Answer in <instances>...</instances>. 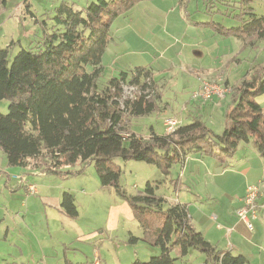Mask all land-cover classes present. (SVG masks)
<instances>
[{"label":"rangeland","instance_id":"obj_1","mask_svg":"<svg viewBox=\"0 0 264 264\" xmlns=\"http://www.w3.org/2000/svg\"><path fill=\"white\" fill-rule=\"evenodd\" d=\"M6 1L7 9L0 5L4 9L0 13V51L8 50L12 63L22 49L42 45L44 34H51L57 29L54 17L60 5L66 3L76 10H83L97 0ZM248 7L254 9L258 17L264 16V0H144L120 14L111 27V41L103 58L105 70L101 82L136 68H150L156 76L160 73L165 75L156 87L157 110L144 117H129L125 126L130 132L139 137H148L153 130L160 136L168 135L164 125L170 118L178 119L182 126L199 118L211 130L226 128V115L233 106L236 88L242 79H251L257 70L264 67V39L256 36L239 39L223 33L250 20L249 10H246ZM22 12L26 15V24ZM239 14H243L242 19L235 18ZM197 52L202 55L196 56ZM203 82L223 85L229 90L225 97L194 102L192 95L200 91ZM126 89L124 99L131 97ZM202 102L208 104H203L204 109L199 110ZM9 104L8 100L0 102L2 114H8ZM246 148L251 153L255 151L254 161L250 156L251 163L256 167L254 180L245 182L240 177L232 176L233 180L224 186V199L212 197L208 189L200 188L204 181L220 179L216 177V171L214 176H204L205 170L200 169L199 165L185 169L181 164H176L166 177L157 166L145 162L115 158L114 164L122 172L118 183L122 192L128 196L144 195L148 184H152L155 195L165 200L163 210L178 204L175 203L178 195L172 180L182 181L191 190H200L202 202L193 211L195 216L200 218L204 213L215 216L211 218L214 230L220 229L217 233L227 237L222 241V246H229L228 250H232L234 255L245 256L246 264H264V246L260 245V248L243 243L244 237L255 234L264 241V160L253 145ZM240 151L228 161L243 157ZM7 167L8 164L4 165L0 160L1 170ZM82 169L83 172L78 173ZM67 170L70 172L68 177L59 181L72 188L70 192L79 213L78 219L73 221L83 225L85 238L93 239L85 240L83 237V244L76 243L74 230L66 229L60 222L52 223L48 230L45 227L44 206L39 197L30 195L23 184L20 185L26 189L21 188L16 192L7 189L4 186L5 173H0V264H12L11 261H4V255L9 254L15 244L18 250H23L21 259H24V264H37L41 251L38 239L43 237L39 244L46 242L58 248L60 240L66 238L73 244L69 256L75 258L83 252V264H94L98 259L101 264H134L137 261L148 262L151 257L161 254L160 248L142 240L143 229L133 209L114 186L101 185L93 163L86 166L78 163L67 167ZM14 176L11 175L12 188L18 184ZM25 177L27 184L36 186L40 182L52 186L54 182L51 181H55L33 173ZM250 185L259 186L261 191L258 199L261 210L252 220L254 230H249L237 216L243 205L236 211L234 207V201L240 200ZM180 200L185 204L183 198ZM152 210L156 212L158 208ZM158 217L159 214H153L151 220L158 222ZM232 229L234 232L230 234L229 230ZM7 232L12 244L5 241ZM131 237L139 240L130 242ZM232 246L234 249H231ZM15 253H18L17 250ZM59 254L58 258L64 256V253ZM44 256L45 253H42L41 257ZM172 257L175 260L172 264H206L207 260L206 255L196 249H191L185 257L176 249ZM48 262H51L50 257Z\"/></svg>","mask_w":264,"mask_h":264},{"label":"trees","instance_id":"obj_2","mask_svg":"<svg viewBox=\"0 0 264 264\" xmlns=\"http://www.w3.org/2000/svg\"><path fill=\"white\" fill-rule=\"evenodd\" d=\"M141 1L97 0L83 10L64 3L56 9L57 29L44 34L42 45L22 49L12 63L8 50L0 51V102L10 103L8 114L0 111V149L10 166L31 167L43 174L68 175L64 168L93 163L101 185L114 186L126 198L143 229L142 240L161 249L159 256L134 264H172L176 249L183 257L196 249L206 255V264H246L245 256L213 247L192 224L187 206L178 203L163 210L165 200L155 195L152 184L144 195L122 192L118 184L122 172L114 159L155 165L166 177L192 153L216 158L226 169L228 158L241 145H253L264 160V107L257 102L264 95V67L236 88L221 134L195 118L173 135L152 131L148 137L137 136L125 123L129 117L157 110L154 72L136 68L106 82L101 78L113 23ZM246 10L250 20L223 33L264 39V16L258 17L251 7ZM125 87H136L138 92L124 99ZM61 206L70 217L78 216L72 194L64 193ZM153 214H159L158 222L151 220ZM138 240L131 237L130 242Z\"/></svg>","mask_w":264,"mask_h":264},{"label":"crops","instance_id":"obj_3","mask_svg":"<svg viewBox=\"0 0 264 264\" xmlns=\"http://www.w3.org/2000/svg\"><path fill=\"white\" fill-rule=\"evenodd\" d=\"M2 1H5V3L2 4ZM0 5H3L5 7V9H7V1L6 0H0ZM29 13V10H27ZM4 10L0 9V13H3ZM22 16H23V20H25V24L27 22V18L25 17V13L22 12ZM33 19V16H31ZM20 18V17H19ZM263 40V39H262ZM106 53V52H105ZM199 57L202 55L200 52L196 53V56ZM105 56V54H104ZM103 56V58H104ZM160 75V76H158ZM156 76V74L154 73V77L155 80L157 81V85L159 86L161 83V78L164 77V74H158ZM161 79V80H160ZM257 102L263 107L264 106V95L259 96L257 98ZM206 105L208 103H201V108L199 110L204 109V106L202 105ZM154 131V130H153ZM215 133L217 134H221L224 129H220V130H213ZM155 132V131H154ZM247 146V145H246ZM245 145H241L240 150H242V152L240 151V153H243V157H235L236 159H231V161L229 162L230 165L228 168L223 169L221 167V163L218 159L216 158H212V157H203L199 154L196 153H192L186 161H184L183 163H181L182 167L185 169L186 168H191V166L193 165H199L200 169H204L205 173L204 176L206 175H212L214 176V171L217 172L216 177L219 178V181H204L202 183V186L200 188L205 187L206 189H208V191H210V196L212 197H221L223 198L225 196L224 190H225V184L229 183L233 180L232 176H236V178L240 177L242 178L245 182H250L253 181L254 176L256 174V167L251 163V158L250 156L253 158V161L255 159V151L253 150V152L251 153L249 150L250 149H244L246 147ZM249 146V145H248ZM257 154V153H256ZM0 160L2 161V163L4 165L8 164V167L5 168V170H1L0 168V173H5L4 179H5V184L4 186L8 189H11V191H18L21 188L26 189L24 186L20 185L18 178L19 177H25V175L33 173L35 176L38 175L40 176H46V178H53L51 180H55V181H51L54 182V184H52V186H50L49 184L40 182L39 185L37 184V193L35 194V196L39 197V200H41L43 206H44V210H45V217H46V225L45 227L48 228V230L51 229V224L56 223V222H60L63 227H65L66 229L69 230H74V235L76 237V243H82L83 244V237L85 240L88 239H93V237L91 238H85V233L83 231V225L82 224H77L75 223V221L78 219L79 217V213L78 216L75 218L70 217L69 215H67L65 213V211L63 210L61 203H62V197L64 195V193H70L72 194L70 191H72V188L70 189L69 187H66L64 184H60L59 180H65V178L68 177V175H54V174H43L40 173L38 171L33 170L31 167H13L9 165L8 159H7V155L3 152L2 149H0ZM10 166V167H9ZM25 169V170H24ZM31 169V170H30ZM33 171V172H31ZM64 171H69L67 170V168H64ZM15 175L14 178L17 179L18 184L15 188H12L10 186V181H11V175ZM212 173V174H211ZM40 177V178H43ZM45 178V177H44ZM223 178H225L224 181ZM27 181V179H25ZM43 180V179H41ZM173 181V180H172ZM236 182V179H235ZM234 182V183H235ZM29 184V183H28ZM31 184V183H30ZM173 187L175 188V191L178 195V199L175 200V203H180L183 204L182 200H180L181 198H183L186 202H184L185 206H187L188 211H189V215H190V219L192 224L194 225V227L196 228L197 231L201 232L202 235L204 236V238L215 248L219 249V250H228L230 249L229 246L225 245L222 246V241L225 240L227 237H225L224 235H220L219 232L220 229H216L214 230L212 223V217L214 218L215 216H210L207 215V213H204L200 218H198L197 216H195V214L193 213V211L200 206L199 202H202V198L199 195L200 190L194 189L191 190V188L189 186H187L186 184H184L182 181H177ZM199 188V189H200ZM247 190V189H246ZM246 190L244 191L243 196L240 198V200L236 199L234 201V204H236L234 207H236L235 211L238 210L241 205H242V199L245 197L246 194ZM73 195V194H72ZM181 196V198H180ZM224 199V198H223ZM182 201V202H181ZM234 209V208H233ZM199 213V212H197ZM27 226V225H26ZM236 229V228H235ZM230 234L234 232V229L229 230ZM36 237V236H35ZM40 237V236H39ZM10 234L9 232H7L6 237H5V241L6 242H10L11 244L13 243L10 239ZM44 238V237H43ZM43 238H39L38 239V245H39V250L40 254H39V260L37 261V264H83V252L75 258H71L68 254L69 250H72L73 244H71L70 241H68L66 238H62L59 244V248L57 245L52 246V244H48L46 242H43L42 244H39V241ZM144 238V236H142V239ZM84 240V241H85ZM23 244V242H21ZM243 243H247L250 246H254V247H260L264 246V241L262 240V237H260L258 234L255 235H250V236H246L243 238ZM52 246V247H51ZM114 247V246H113ZM231 247V246H230ZM261 248V247H260ZM98 251H96V257H100L99 256V248H97ZM231 249H234L233 246ZM15 250H17L18 253H15ZM232 251V250H231ZM23 253V250L19 249L18 250V245L15 244L14 248H12L9 251V254L4 255V261H6V263L8 261H11L12 264H24V259H21V254ZM42 253H45V256L42 258ZM59 253H64L62 258H58V256L60 255ZM50 255V256H47ZM241 255V254H240ZM53 256V257H52ZM261 256V254H260ZM48 257H50V263L48 262ZM94 264H101L100 260H96V262Z\"/></svg>","mask_w":264,"mask_h":264},{"label":"built area","instance_id":"obj_4","mask_svg":"<svg viewBox=\"0 0 264 264\" xmlns=\"http://www.w3.org/2000/svg\"><path fill=\"white\" fill-rule=\"evenodd\" d=\"M125 88H127L126 90L131 93L130 95L132 98L138 92V88L136 87ZM228 90L229 89L225 88V86L223 85L221 86L216 83L211 84L208 82H203L200 91H198V93H194L192 95V99L194 102H196L198 100L209 101L215 97L222 98L226 96ZM164 126L166 129V133L170 135L174 131L176 132V130L181 126V122L178 119L170 118L165 121ZM18 180L20 184H23L28 188V192L30 195H35L37 193V187L32 184H27L25 178L19 177ZM260 193L261 191L259 186H248L245 197L242 199L243 207H241L237 213V216L244 221L245 225H247L249 230H254L252 220H255L257 218L261 210V207L258 203Z\"/></svg>","mask_w":264,"mask_h":264}]
</instances>
